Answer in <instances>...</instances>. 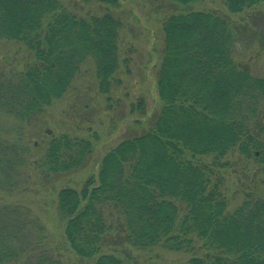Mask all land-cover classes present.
Segmentation results:
<instances>
[{"label":"trees","instance_id":"obj_1","mask_svg":"<svg viewBox=\"0 0 264 264\" xmlns=\"http://www.w3.org/2000/svg\"><path fill=\"white\" fill-rule=\"evenodd\" d=\"M170 1L190 9L198 0ZM224 5L239 15L264 0ZM122 28L110 12L80 16L61 0H0V41L32 55L25 69L0 73V188L25 179L24 129L72 88L82 65L93 63L101 94L117 85ZM162 33L160 107L144 133L104 155L97 185L90 177L79 191L59 190L65 243L93 264H156L130 250L153 248L190 253L188 264H264V192L248 185L231 209L224 192L229 155L264 166V79L234 62L238 45L257 38L264 48V8L238 24L228 15L188 10L167 17ZM133 106L131 113L145 117L143 99ZM94 145L67 134L53 138L37 173L52 184L86 166ZM24 209L0 208V264H64L45 248L43 227Z\"/></svg>","mask_w":264,"mask_h":264},{"label":"rangeland","instance_id":"obj_2","mask_svg":"<svg viewBox=\"0 0 264 264\" xmlns=\"http://www.w3.org/2000/svg\"><path fill=\"white\" fill-rule=\"evenodd\" d=\"M61 2L80 16L110 12L122 21L119 42L121 63L115 76L118 83L109 94L103 95L97 88L93 63L88 60L82 65L80 76L72 88L24 129V141L30 149L28 171L24 175L26 180L22 179L18 187L0 188V208L9 205L25 208L43 227L45 248L51 250L64 264H93L94 260L77 258L65 243L63 224L56 211L57 193L63 188L79 191L90 177L95 178L97 185L104 155L123 140L142 134L149 128L148 118L160 107L155 74L162 51L163 21L173 14L192 10L228 15L238 24L250 22V16L264 6L254 7L243 14L230 15L224 0H198L190 9L170 0H119L118 6L114 7L96 0ZM238 48L234 53V62L238 67L246 69L253 77L264 79V48L259 46L257 38L249 46L238 45ZM31 62L32 55L22 46L0 41V73L23 70ZM139 99L145 103L146 114L143 118L136 111L130 112L131 105L136 109L135 104ZM63 134L92 139L95 143L92 157L78 171L60 175L52 184L45 185L37 173V161L43 156L49 141ZM227 160L230 165L233 163L224 170V192L231 209L241 201L244 192L251 189L248 185L255 186L252 187L253 191L260 188L264 192V166L250 164L238 154L229 155ZM130 250L140 262L149 260L156 264H188L192 257L190 253L162 248Z\"/></svg>","mask_w":264,"mask_h":264}]
</instances>
